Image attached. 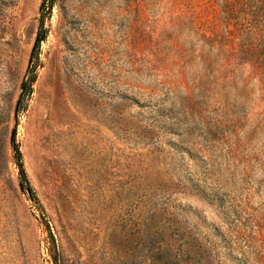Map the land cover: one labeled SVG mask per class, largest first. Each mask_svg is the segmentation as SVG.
<instances>
[{
    "label": "rangeland",
    "instance_id": "374dc122",
    "mask_svg": "<svg viewBox=\"0 0 264 264\" xmlns=\"http://www.w3.org/2000/svg\"><path fill=\"white\" fill-rule=\"evenodd\" d=\"M0 264H264V0H0Z\"/></svg>",
    "mask_w": 264,
    "mask_h": 264
}]
</instances>
